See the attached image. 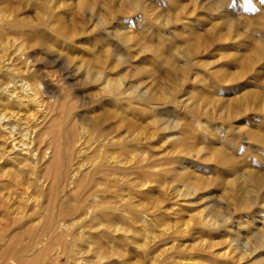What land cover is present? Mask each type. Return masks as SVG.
Returning a JSON list of instances; mask_svg holds the SVG:
<instances>
[{"label": "rangeland", "instance_id": "rangeland-1", "mask_svg": "<svg viewBox=\"0 0 264 264\" xmlns=\"http://www.w3.org/2000/svg\"><path fill=\"white\" fill-rule=\"evenodd\" d=\"M0 20V62L21 42L38 77L60 91L57 102L66 99L79 121L113 137L112 155L124 168L109 182L112 203L152 213V230L163 238L157 249H136L140 234L135 243L122 240L132 263L150 264L166 242L184 257L180 264H264V246L243 247L247 239L254 244L251 234L264 236L260 0H0ZM98 72L101 80L93 81ZM107 76L124 88L136 85L138 97L111 100L100 89ZM136 147L144 151L137 161ZM7 159L0 161L2 229L33 189L25 172L15 180L5 175ZM182 183L195 189L181 192ZM212 207L225 223L198 217Z\"/></svg>", "mask_w": 264, "mask_h": 264}, {"label": "bare ground", "instance_id": "bare-ground-1", "mask_svg": "<svg viewBox=\"0 0 264 264\" xmlns=\"http://www.w3.org/2000/svg\"><path fill=\"white\" fill-rule=\"evenodd\" d=\"M121 40L126 43L124 37ZM24 50L20 42L13 52L10 50L12 56L0 62V128L4 131L1 136L5 138V142L0 143V161L8 157L11 160L9 167L15 166V169L4 170L7 166L3 167L5 175L18 179L25 172L29 180L26 188L33 189L26 192V202L18 208L13 225L0 227V264H62L63 258V264H135L137 260L132 263L122 240L130 238L135 243L134 236L140 234L144 240L135 243L136 249H149L154 244L157 249L163 238L152 230L156 217L140 207L130 210L124 202L112 203L109 182L115 177L113 171L124 168L123 160L112 155L113 137L108 132H96L84 120L79 121L78 113L68 107L66 99L57 102L61 100L60 91L38 77L37 68L28 63ZM101 75L98 72L92 80H101ZM135 87L124 88L117 77L107 76L100 83V89L117 103L130 92H134L133 98L138 97ZM18 88L22 89L21 94ZM28 91L31 94L28 95ZM24 93L29 100H25L26 104ZM37 95L42 98L35 99ZM30 101H34L33 105ZM35 106L39 108L35 109ZM8 140L10 149L6 151ZM140 153L144 154V151L138 147L133 150L136 161L141 158ZM193 187L187 183L177 185L181 192ZM213 208L198 217L211 225L217 223L219 226V219L225 223V217L222 219L217 207L216 210ZM184 222L188 225L190 221ZM251 235L254 244L247 239L243 241V247L249 249L252 246L256 250L264 246L263 235ZM127 243L130 246V242ZM162 245L158 253L155 251V255H150H153L150 264H180L177 262L184 257L173 250L176 245L167 246L166 242Z\"/></svg>", "mask_w": 264, "mask_h": 264}, {"label": "snow or ice", "instance_id": "snow-or-ice-1", "mask_svg": "<svg viewBox=\"0 0 264 264\" xmlns=\"http://www.w3.org/2000/svg\"><path fill=\"white\" fill-rule=\"evenodd\" d=\"M261 4H264V0H260ZM246 8L248 11H252L253 10V6L250 3H246Z\"/></svg>", "mask_w": 264, "mask_h": 264}]
</instances>
